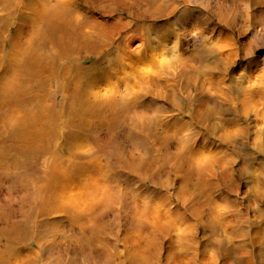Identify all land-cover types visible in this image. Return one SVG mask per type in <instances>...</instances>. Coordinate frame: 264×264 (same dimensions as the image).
I'll list each match as a JSON object with an SVG mask.
<instances>
[{"label":"bare ground","instance_id":"1","mask_svg":"<svg viewBox=\"0 0 264 264\" xmlns=\"http://www.w3.org/2000/svg\"><path fill=\"white\" fill-rule=\"evenodd\" d=\"M186 1L193 3L201 0ZM258 2L264 4V0ZM138 3L142 4V10L138 9ZM169 5V0H0V124L11 118L15 126L9 125L10 133L19 136L22 150L50 170L51 185L43 202V214H58L64 218V221L54 223L51 233L77 230L81 238V250L75 258L77 262H84L85 235L92 244H103L97 238L99 223L104 230H112L117 222L110 214L120 206L104 209L100 218L92 214L80 218L81 213L94 211L93 206H97L98 202H102L103 206L111 202L121 203L119 194L123 187L119 183L109 187L100 183L106 173L104 167L95 170L92 175L85 171L75 175L74 167L81 166L83 162H72L70 151L79 148V129L86 120L102 122L112 119L124 100L136 102L144 99L149 92L161 91L160 82L163 84V75L169 70L162 54L158 55L160 58L154 56L157 48L153 49L148 39L144 41L147 53L142 61L138 60L139 52H131L129 48L135 35L149 31L146 22L169 17L179 7ZM120 13L126 17H115ZM22 16L27 18L24 23L20 20ZM176 20L181 24L187 22L184 13ZM158 30L164 31V27ZM180 30L184 28L180 27ZM160 35L165 37L164 32ZM113 53H116L115 57H111ZM81 59H93V62L81 66ZM104 63L106 66L102 67ZM104 72L111 74L108 82L115 80L125 87L115 95L109 89L103 91L98 84ZM229 89L231 93L240 92L235 87ZM55 94L61 96L57 104ZM213 95L206 93L192 107L184 108L189 117L202 127L204 134L201 136L202 147L193 145L190 151L186 149L177 158L175 178L181 179L182 184L168 195V182L163 189L165 194L152 203L151 197L160 195L161 187H144L141 191L144 196L129 197L136 231L128 237L125 252L117 254V264L201 262L197 232L188 238L176 236L175 239L171 232L175 220L192 229V220L202 214V206L227 201L222 186L231 176L229 160H223L225 151L219 145H212L204 139V135L216 134L215 129L218 130L208 124L214 106L209 108L206 102L216 101ZM218 96L223 97L222 113L237 112L234 97L221 93ZM13 103L28 104L30 108L25 111L11 108L10 116H3V107ZM148 109L149 106L135 105L127 110L133 124L131 129H140L138 132L143 133L141 139L144 141L141 149L131 147L129 155L120 151L118 158L137 177L154 183L156 173L152 168L157 160L152 153L148 155L145 152L155 150L154 143L148 138ZM150 119L153 120L152 117ZM235 121L227 119L223 122L217 140L231 147L232 143L238 142L241 149H245L249 125L244 119ZM159 128L161 131L154 130L157 142L170 138L178 143L176 145L184 143V139L167 131L169 126L159 125ZM111 139L109 136L104 138L107 146L111 145ZM121 149L123 151L122 146ZM68 170L73 173L66 177L64 173ZM67 180L71 181L65 183ZM248 193L251 198L248 202L252 204L264 198V172L258 187L251 188ZM259 211L261 216L264 206ZM222 214L234 227L248 214V208L236 203L232 208L223 210ZM38 227V218L11 214L6 220H0V264H42L43 256L52 246L41 243L42 235ZM258 234L259 231L256 237ZM210 238L206 237L204 242L209 243ZM259 240L257 242L262 243L263 239ZM246 246L244 240L237 246L232 245L231 250L224 254L227 264H254L247 257Z\"/></svg>","mask_w":264,"mask_h":264},{"label":"rangeland","instance_id":"2","mask_svg":"<svg viewBox=\"0 0 264 264\" xmlns=\"http://www.w3.org/2000/svg\"><path fill=\"white\" fill-rule=\"evenodd\" d=\"M169 2V7L179 6L177 11L157 22H146L149 31L135 35L129 48L131 52H139L138 60L142 61L147 53L144 41L148 39L153 49L157 48L154 56L162 54L164 63L169 65V70L163 75V84L160 82L161 91L149 92L144 99L136 102L124 100L112 119L102 122L86 120L79 129L80 135L77 138L79 148L70 151L72 162H83L81 166L74 167L75 175L83 171L92 175L95 170L104 167L106 173L100 183L106 187L119 183L123 187L119 194L122 198L121 203L111 202L103 206L102 202H98L97 206H93L94 211L86 210V213H81L80 218L89 214L100 218L104 209L120 206L119 209H112L113 214H110L117 222L112 230H104L99 223L97 238L103 244L96 246L90 242L88 235H85L84 262L75 260L81 250V238L77 230L63 234L51 233L54 223L62 222L64 218L58 214H43V202L51 185L50 170L22 150L19 136L10 133L9 125L15 126L11 118L0 124V220H6L11 214L15 217L21 215L38 218V230L42 235L40 241L43 245L52 246V249L43 256L42 264H117L115 259L117 254L125 252L128 237L136 231L129 197L144 196L141 193L144 187L151 189L154 186L161 187L160 195L154 194L156 197H151L152 203L165 194L163 189L168 182L170 184L167 194L174 193L182 184L181 179L175 178L178 156L186 149L190 151L193 145L202 147L201 136L204 131L189 117L184 108L192 107L206 93L214 94L216 98V101L206 104L209 108L214 106L208 124L217 127L218 130L215 129L216 134L204 135V139L212 145H219L225 151L223 160H229L231 176L222 186L227 201L202 206V214L192 220V229L182 224L180 220H175L171 235L174 239L176 236L188 238L193 232H197L196 241L201 245L199 264H227L224 254L228 253L227 250L232 245H239L241 240L247 244V257L250 263L264 264V211L261 216L258 215L264 206V198L255 204L248 202L251 199L248 191L258 187L264 172V4L258 0H201L193 3L186 0H169ZM138 9H143L141 3H138ZM183 13L187 20L185 24L176 20ZM115 17L126 16L120 13ZM20 20L24 23L27 18L22 16ZM160 27H164V31L158 30ZM180 27L184 30H180ZM161 32L165 33V37H161ZM112 56L115 57L116 53L111 54ZM91 62L93 59H81L79 65L88 66ZM105 66L106 63L102 65ZM108 77H111V74L104 72L100 77L101 83H97L103 91L109 89L115 95L119 89L125 87L115 80L108 82ZM230 87L238 88L240 92L231 93ZM218 93L236 99L237 102L234 104L236 113H222L223 97H219ZM54 98L57 104L61 96L55 94ZM135 105L149 106L148 138L154 143L155 150L152 152L149 149L145 152L148 155L152 153L157 160L152 168L156 173L154 183L137 177L127 168V164L118 158L120 151L124 155H129L131 147L141 149L143 146L144 140L141 139L143 133L138 132L140 129H131L133 124L129 119L130 114L127 116V110ZM27 106L30 105L13 103L3 107L1 114L8 117L11 108L25 111L30 108ZM239 118L244 119L250 129L245 149H241L238 142L232 143L233 149L230 145L217 140L223 122L227 119H234L236 122L235 120ZM159 125L169 126L171 129L167 131L174 132L177 137L184 139V143L176 145L178 143L170 138L165 142H157L154 130L161 131ZM173 128L175 131H172ZM195 132L196 135H193ZM107 136L112 138L111 145L108 146L104 142ZM72 173V170H68L64 175L68 177ZM69 181L71 180L65 183ZM236 203L248 208V214L233 227L229 220L223 217L222 212L232 208ZM257 231L259 234L256 237ZM208 236L211 237L210 242H204ZM259 238L263 239L262 243L257 242Z\"/></svg>","mask_w":264,"mask_h":264}]
</instances>
